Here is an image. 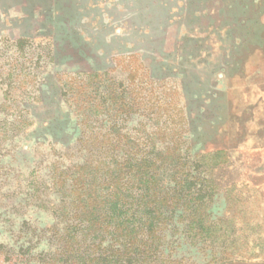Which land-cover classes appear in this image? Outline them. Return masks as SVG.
Instances as JSON below:
<instances>
[{
	"label": "rangeland",
	"instance_id": "1",
	"mask_svg": "<svg viewBox=\"0 0 264 264\" xmlns=\"http://www.w3.org/2000/svg\"><path fill=\"white\" fill-rule=\"evenodd\" d=\"M150 150L213 193L128 250ZM0 264H264V0H0Z\"/></svg>",
	"mask_w": 264,
	"mask_h": 264
},
{
	"label": "trees",
	"instance_id": "2",
	"mask_svg": "<svg viewBox=\"0 0 264 264\" xmlns=\"http://www.w3.org/2000/svg\"><path fill=\"white\" fill-rule=\"evenodd\" d=\"M204 157L205 155L196 156L198 159ZM213 157L225 161L226 153L220 150L214 153ZM182 161L183 158L174 157L173 152L161 154L151 150L143 153L135 151V154L125 162V169L118 171L121 176L127 172L126 176L130 180L126 179L125 182L115 180V190L112 188L110 193L112 201L108 211L117 228L132 225L131 230L127 228L122 230L127 249L135 246L136 242H141V232L146 231L149 236H154L155 225H160L163 218L167 219L165 212L175 215L177 219L187 216L189 225H204L207 211L199 202L204 198H211L213 192L209 187H205L204 190L201 187L197 197L187 199L189 195H185V191H189L197 183L195 180L191 181L188 174L184 172L181 174L183 169H178V166L183 164ZM168 162L177 164V169L168 175L172 187L162 186L160 180L159 169ZM128 181L132 183L135 194L129 191Z\"/></svg>",
	"mask_w": 264,
	"mask_h": 264
}]
</instances>
